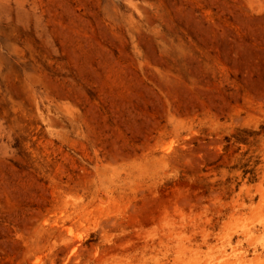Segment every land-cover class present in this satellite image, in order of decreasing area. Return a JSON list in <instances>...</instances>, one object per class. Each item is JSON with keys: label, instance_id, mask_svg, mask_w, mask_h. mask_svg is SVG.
<instances>
[{"label": "rangeland", "instance_id": "374dc122", "mask_svg": "<svg viewBox=\"0 0 264 264\" xmlns=\"http://www.w3.org/2000/svg\"><path fill=\"white\" fill-rule=\"evenodd\" d=\"M0 264H264V0H0Z\"/></svg>", "mask_w": 264, "mask_h": 264}]
</instances>
